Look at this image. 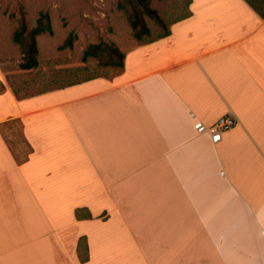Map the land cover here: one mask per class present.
Here are the masks:
<instances>
[{"label":"crops","instance_id":"crops-1","mask_svg":"<svg viewBox=\"0 0 264 264\" xmlns=\"http://www.w3.org/2000/svg\"><path fill=\"white\" fill-rule=\"evenodd\" d=\"M188 8L113 75L20 98L0 75L27 147L0 132V264H264V17Z\"/></svg>","mask_w":264,"mask_h":264},{"label":"rangeland","instance_id":"rangeland-1","mask_svg":"<svg viewBox=\"0 0 264 264\" xmlns=\"http://www.w3.org/2000/svg\"><path fill=\"white\" fill-rule=\"evenodd\" d=\"M119 0H0V75L3 81L26 96L82 80L89 76H110L120 70L118 57L111 63L98 62L89 57L82 61V53L89 44L112 42L120 51L134 40L124 11L117 8ZM188 0H151L165 26L187 13ZM47 12L52 33L36 36L37 67L21 70L22 51L13 40L21 20L32 27L37 16ZM151 39L163 31L154 19L145 17ZM71 46L64 44L68 36ZM127 42V43H126ZM105 61V60H104ZM3 83V82H2ZM0 81V90L1 85ZM0 132L15 155L27 151L17 121L0 125Z\"/></svg>","mask_w":264,"mask_h":264},{"label":"trees","instance_id":"trees-1","mask_svg":"<svg viewBox=\"0 0 264 264\" xmlns=\"http://www.w3.org/2000/svg\"><path fill=\"white\" fill-rule=\"evenodd\" d=\"M150 1L151 0H119L117 3V8L125 12L126 20L131 30L132 36L138 43H148L170 34L169 27L165 26L164 22L159 17L157 11L151 8ZM245 1L259 15L264 17V0H245ZM189 4H190V0L187 1V8L189 7ZM188 9H187V13L184 16L180 17L175 21L188 17L190 15V11ZM145 17H150L154 19L157 23H159V25L163 27V31L154 38L145 39V37L148 36L149 34V27L147 26ZM42 33H48V34L52 33L50 18L47 12L39 13L33 26L30 28H28L27 22L21 20L18 29L14 32L13 40L16 44L20 46L22 51V59L21 62L19 63V68L21 70H30L37 67L38 50L36 44V36ZM71 44H72V38L69 35L65 40L64 44H62L60 47L63 48L64 46H71ZM116 56L119 59L118 65L121 68L123 66L124 53L120 51L112 42H100L96 44H89L84 49L81 59L82 61H86L87 58L93 57L96 58L98 62H101L103 64L104 62L107 63L113 62V60L116 59ZM88 78L90 77H86L84 79H88ZM51 89L53 88H49L44 91ZM12 90L17 97L19 98L23 97V96H18L17 91H15L14 89ZM76 216L78 218L82 216L81 209H77ZM78 249L80 254V260L85 261L87 259V245L84 237L80 239Z\"/></svg>","mask_w":264,"mask_h":264},{"label":"built area","instance_id":"built-area-1","mask_svg":"<svg viewBox=\"0 0 264 264\" xmlns=\"http://www.w3.org/2000/svg\"><path fill=\"white\" fill-rule=\"evenodd\" d=\"M235 125V120L231 116H220L214 124L210 127V132L213 135H220L229 129H231Z\"/></svg>","mask_w":264,"mask_h":264}]
</instances>
